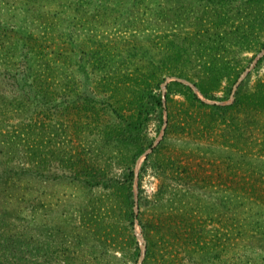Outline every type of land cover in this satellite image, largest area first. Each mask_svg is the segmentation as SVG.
Listing matches in <instances>:
<instances>
[{
    "label": "rangeland",
    "instance_id": "374dc122",
    "mask_svg": "<svg viewBox=\"0 0 264 264\" xmlns=\"http://www.w3.org/2000/svg\"><path fill=\"white\" fill-rule=\"evenodd\" d=\"M0 31L4 264H264V0H0ZM147 77L130 164L110 105Z\"/></svg>",
    "mask_w": 264,
    "mask_h": 264
},
{
    "label": "trees",
    "instance_id": "16d2710c",
    "mask_svg": "<svg viewBox=\"0 0 264 264\" xmlns=\"http://www.w3.org/2000/svg\"><path fill=\"white\" fill-rule=\"evenodd\" d=\"M4 32H5V28H3ZM1 32V31H0ZM5 34V33H4ZM21 36L23 37L24 34H21ZM47 67V66H46ZM50 68V67H49ZM27 71L30 75H33L32 76V79L30 80V85H32L36 80H37V77L40 76V73L42 72L41 70L37 69V68H32L30 66H27ZM49 73H53L52 69L50 70L49 69ZM15 75V74H14ZM13 76V74H12ZM16 76V75H15ZM25 78H26V74H25ZM153 78V77H152ZM151 77H147L143 80V83H147V86L146 88H142V92H138V93H134L132 94V96L129 97V99H127V102L128 103H133L134 104V108L135 110L138 109L139 112L137 113V117L134 116L135 114L132 113L130 114L129 116L128 115H125V114H120V110H119V106L121 105H110L111 106V109L116 112L118 114V116L121 118V120H124L125 121V125L124 127H122L120 130H119V136H118V139L117 141H123L125 142V144H130L134 147V150L132 151V153L130 154L129 156V160L128 162L130 164H133L136 162L137 158L144 152V150L146 149V145L142 144V142H140V133L142 131V127H143V124H144V117L141 118V114L145 111V108L149 109L148 107H152V105L154 104H161V97L160 95H156L155 93H153V87L154 85H159V80H157L156 82L152 81ZM151 80V81H150ZM42 79L39 81L41 82ZM26 79L24 80V87L23 89H25V84H26ZM70 82V81H69ZM43 83V82H42ZM41 84V83H40ZM182 84V83H181ZM50 83L47 84L46 88L44 87V93H43V96L42 98L45 99L44 101V104L46 106V108H48L49 110L55 108L58 106L59 103H56L54 101L55 99V95L57 94L56 90L54 88H50ZM65 85H67V87L69 86V84L65 83ZM182 85H185L186 84H182ZM49 86V87H48ZM188 87V86H186ZM31 90H37V88L35 87V83H34V86H31L30 87ZM202 91L203 93L206 95V96H209L208 94V91L205 90L204 88H202ZM145 92L148 93V97H145ZM64 96H66L64 94ZM210 98H212L211 96H209ZM145 98V99H144ZM90 100L96 102V98L94 97H90ZM84 101H85V97H84ZM204 103V102H203ZM205 104V103H204ZM93 107L92 108H95V104L92 105ZM123 106V105H121ZM120 106V107H121ZM217 107V108H226L227 106H223V105H217V104H214V107ZM66 107L67 108H70V107H80V108H85L87 107L85 103H82L78 105L77 101L73 98H70L68 97L67 98V101H66ZM36 153V149H34V154ZM69 153V152H68ZM71 156H66V159L65 161L66 162H71L73 159L70 158ZM39 163V162H38ZM6 168H8L7 170H12L13 169V166H7ZM127 168H129V175L131 176V179L133 178L134 176V171H133V167L132 166H128ZM18 170H15V174H23L25 172H28V171H31V172H34L37 176L41 174L40 170L36 167V168H29V167H24V166H19L17 167ZM93 178L95 179L94 180V184H99V183H102L103 185H110L109 183V179L106 175H103V173L101 174V172H99L97 169L93 172ZM92 178V179H93ZM15 184V183H13ZM129 187H131L129 185ZM13 188V187H12ZM16 188V187H15ZM14 189V188H13ZM0 228L3 229L5 228V222L0 224ZM2 230H0V236H4V242L7 241V240H12L13 238H11V235L9 234H5V233H1ZM15 241L19 242L20 239H16ZM10 242V241H9ZM9 242H5L7 245H10ZM2 243L0 244V249H5L7 247V245ZM146 252L149 253L150 252V247L148 246L147 249H146ZM2 254V251L1 253ZM21 257V256H19ZM17 257V258H19ZM16 258V259H17ZM1 261V264H4L3 260H0ZM6 264V263H5Z\"/></svg>",
    "mask_w": 264,
    "mask_h": 264
}]
</instances>
